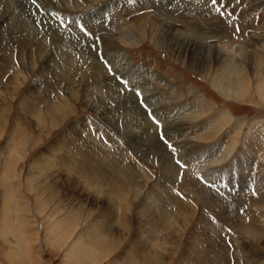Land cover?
<instances>
[{
	"label": "rangeland",
	"instance_id": "1",
	"mask_svg": "<svg viewBox=\"0 0 264 264\" xmlns=\"http://www.w3.org/2000/svg\"><path fill=\"white\" fill-rule=\"evenodd\" d=\"M26 1L39 36L0 27V264H264V0ZM166 21L225 37L229 66L206 75L165 51ZM55 33L134 95L155 138Z\"/></svg>",
	"mask_w": 264,
	"mask_h": 264
},
{
	"label": "bare ground",
	"instance_id": "2",
	"mask_svg": "<svg viewBox=\"0 0 264 264\" xmlns=\"http://www.w3.org/2000/svg\"><path fill=\"white\" fill-rule=\"evenodd\" d=\"M2 1V0H1ZM0 1V3H3V1L1 2ZM42 1V0H41ZM45 1V3H50V4H52V2L50 1V0H44ZM92 1H95L96 3H97V1L96 0H92ZM169 3H170V7L171 8H175L176 6H178L177 4H178V2L180 1V0H167ZM166 1V2H167ZM16 1H14V3H15ZM87 2H89V1H87ZM105 2V1H104ZM139 3V2H138ZM100 4V3H99ZM146 4V3H145ZM1 5L2 4H0V7H1ZM14 5V4H13ZM19 5V6H18ZM160 6V5H159ZM19 7H20V11H22L21 12V14L20 15H15V12H16V10L17 9H19ZM189 7V6H188ZM14 8H16V9H13V7L9 4V6H7V8H6V11H5V14H4V19L1 17L0 18V27L1 26H5L6 27V25H11L13 28H17V29H20L19 30V32H17V33H19L18 34V37L19 38H21V37H23L24 38V36L25 35H27L29 38H32V37H34L35 38V36L37 37V36H39V33H37L36 32V34H32V32L33 31H35L34 30V26L32 27V23H29V12L27 11V1L26 0H20L18 3L16 2V7H14ZM189 9V8H188ZM27 16V19L26 20H28V21H24V19H22L21 21H19L18 20V17L19 18H23L22 16H24L25 17V15ZM17 17V20L16 19H14V17ZM96 17V16H95ZM94 17V18H95ZM97 18H98V16H97ZM100 18V17H99ZM102 18V17H101ZM178 19V18H177ZM99 20V19H98ZM99 21H101V20H99ZM98 21V22H99ZM169 21V20H168ZM168 21H166L167 22V24H166V30L164 29V31L162 32V34L160 35H158L159 36V38H158V40H157V42L160 44H158L157 43V45L158 46H161V48H163L165 51H168V53H170V54H174V55H177L179 58H186L187 56H190V66L191 67H193V68H195L194 70L195 71H197V72H199V73H204V74H208L209 72H210V70H211V68L213 67V66H215V67H217V68H225V67H227V66H229L228 64H230L231 63V57L229 56V54H227L226 52L225 53H223V52H221V49L220 50H217V47H213V43H224V41H225V37L223 38V37H221L220 39H219V37H218V39H216L215 40V38H202V37H199V35L197 36V35H195V34H193L195 31L193 30V29H191V33H187V32H183V30H181V29H184V30H187V29H189L190 30V28H189V26H181V25H179L176 21H175V23H172V22H170V23H168ZM181 21H183V20H181ZM26 24H25V23ZM97 22V21H96ZM97 22V23H98ZM174 22V21H173ZM91 23H92V20H91ZM177 23V24H176ZM182 22H180V24H181ZM88 24H90V23H88ZM162 24V23H161ZM164 24V25H165ZM190 24V23H189ZM89 26H91V28H93V29H97L98 30V32H100L101 33V31H103L104 32V29H102V30H100V28H102V26L100 25V26H98V27H96V26H94V25H89ZM8 27V26H7ZM15 28V29H16ZM14 29V31H17V30H15ZM51 30V29H50ZM62 30V29H61ZM78 30V29H77ZM96 30V31H97ZM162 30V29H161ZM220 30V29H219ZM39 31V30H38ZM55 31V30H54ZM137 31V35L138 36H141L142 35V31H140L139 29L138 30H136ZM194 31V32H193ZM56 32V31H55ZM126 32V31H125ZM62 33V32H61ZM131 33V32H130ZM56 34V33H55ZM101 34H104V38H106V40H107V42H110V43H114V44H117V45H122V44H124V42L122 41V40H120V39H116V38H111V34H110V32H109V34H108V32H106V33H101ZM141 34V35H140ZM23 35V36H22ZM130 35V34H129ZM224 35V34H223ZM70 37H68L67 35H65V34H59V35H57L56 34V37L54 38V43L56 44V45H58L60 48H62V49H64L65 47L68 49L67 51H70V48H73V50L75 51V52H78V54H81L82 53V55L84 56L85 55V53H88L89 55H88V57L86 56V57H83L85 60H86V58L88 59V60H92V64H90V63H88V64H90V66L92 65V67H90V69L93 71V77L95 78V80L94 81H97L98 83H100V84H104V86L105 87H110V94H111V97H116V98H118L119 99V101H122V103H121V105H122V107L123 108H128V111H129V109H131V111L133 112L132 114H135V116L136 117H134V116H132V118H133V120H136V125H135V127H133V128H136L137 130H139V134H141V136H140V138H145V137H147L148 139L149 138H155V134H156V132H154V130H155V128L153 129V125L151 124V126H152V128H151V126H150V122H146V120H145V118H144V116L145 115H143L142 114V112H141V110L139 109V105H137V102L135 101V97H134V95L133 94H131V93H129V94H126V95H124V97H123V94H122V91L117 87V88H115V84H114V82H116L114 79H112L108 74H107V71H105L104 69H103V67L102 66H100V64L98 63V61H97V59H96V56L90 51V49H88V50H85V49H80V46H78V42L76 43L75 42V40H73V36L71 37V35H69ZM103 35H101V37H102ZM137 36V37H138ZM156 38V39H157ZM38 39V38H37ZM74 39H76V38H74ZM129 39V38H128ZM213 39V40H212ZM33 41V40H32ZM127 41V40H126ZM153 41H155V40H153ZM80 43V42H79ZM83 43V42H82ZM131 43V42H130ZM232 44V43H231ZM31 45V44H30ZM57 46V47H58ZM123 46V45H122ZM59 47H58V49H59ZM241 47V46H240ZM82 48V47H81ZM242 50V49H241ZM59 51V50H58ZM117 51V50H116ZM71 52V51H70ZM73 52V51H72ZM66 53V52H65ZM216 53V57H215V59H212V55H214ZM242 53L244 54V56H246L247 58H249V60H255V58H256V56H255V54L254 53H252L251 51L249 52V51H247V50H243L242 51ZM57 53H55V55H56ZM76 56V55H75ZM58 58V60L57 61H59V63L60 62H65V63H67L68 65H72L70 62H72L71 60L72 59H70L71 58V56L68 54H63V53H60V52H58V56H57ZM65 57V58H64ZM81 57V56H80ZM233 57V56H232ZM245 57V58H246ZM118 59V61H120V62H123V59H121V55L120 56H118V57H116V60ZM51 59H49V61H50ZM53 61V63L55 64V62H54V59H52ZM56 61V63H58ZM125 62V61H124ZM47 63V62H46ZM131 63V62H130ZM47 65H48V68L47 69H50L49 68V64L47 63ZM59 66H60V64H58ZM64 65V64H63ZM227 65V66H226ZM55 66H57V64H55ZM231 66V65H230ZM50 67H51V65H50ZM60 67H62V66H60ZM63 67H65L66 68V66H63ZM68 67V66H67ZM44 68V67H43ZM58 68V67H57ZM72 68H74V67H72ZM59 69V68H58ZM57 69V70H58ZM67 69V68H66ZM66 69H64V70H66ZM231 69V68H230ZM56 69H54V71H55ZM71 70V66H69V71ZM76 70V69H75ZM78 70V69H77ZM47 71V70H46ZM54 71H52V72H54ZM49 72V71H48ZM51 72V71H50ZM230 72V71H229ZM55 74V73H54ZM63 74H64V72H63ZM69 74V73H68ZM72 74H77V72H75V73H72ZM70 75H71V73H70ZM61 76V75H60ZM65 76V74L63 75V77ZM74 76V75H73ZM66 77V76H65ZM156 77V76H155ZM67 78V77H66ZM58 79V78H57ZM63 79H65V78H63ZM73 79V78H72ZM45 80V79H44ZM66 80V79H65ZM245 80V79H244ZM242 78L239 80V85H241V87H244V83H245V81H244ZM67 81H68V79H67ZM117 83V82H116ZM69 84H70V82H69ZM238 85V86H239ZM92 86V85H91ZM227 86H228V84H227ZM231 86H233V85H231ZM231 86H230V84H229V88L231 89ZM237 87V86H236ZM94 88V87H93ZM220 87H218V90H219V93H221V94H223V96H230V95H237L236 93L235 94H233V93H229V91L228 90H223V88L224 87H222V88H220ZM104 91V90H103ZM223 91H227V92H223ZM91 92V91H90ZM133 92V91H132ZM151 94H154L153 93V91L151 92ZM155 95V94H154ZM36 96V95H35ZM239 96V95H238ZM237 97V96H236ZM123 98V99H122ZM27 99V98H26ZM145 99V98H144ZM36 100V99H35ZM157 100V99H156ZM30 101V100H29ZM155 101V100H154ZM153 101V102H154ZM159 101V100H158ZM157 105V107L159 108V107H161V103H156ZM103 105V111H106L107 109H108V107L103 103L102 104ZM128 105H131L132 107L131 108H129V106ZM185 107H187V105H184ZM167 107V106H166ZM182 107V106H181ZM184 107V108H185ZM134 109V110H133ZM47 110V109H46ZM125 112V111H124ZM182 112V111H181ZM185 113V112H184ZM229 118V117H228ZM181 119V118H180ZM177 120V119H176ZM185 120V119H184ZM177 121H179V118H178V120ZM188 121V120H187ZM142 122H146V124L145 123H142ZM139 125H142V126H139ZM184 125V124H183ZM177 126V125H176ZM144 127V128H143ZM218 128V127H217ZM76 129V128H75ZM207 129H209V127H204V128H202V129H200V131L202 132V133H204V135L205 134H207L206 135V137H205V139H211L210 137H214L215 136V134L217 133V129H214V130H211V131H207ZM219 129V128H218ZM81 136V135H80ZM83 136V135H82ZM172 137V136H171ZM177 137H175L174 139H176ZM158 138H156V140H157ZM179 141H183V139L181 138V136H180V138L178 137L177 138ZM182 139V140H181ZM158 141V140H157ZM173 141V140H172ZM154 144H156V143H154ZM182 144V143H181ZM166 159V158H165ZM166 161V160H165ZM174 164V163H173ZM164 167H165V169L167 168L168 170H169V168H172L173 167V169L172 170H174V166L170 163V162H164ZM163 168V167H162ZM167 170V171H168ZM176 170V169H175ZM179 171V170H178ZM165 172V171H164ZM169 174V173H168ZM245 186V185H244ZM208 194V193H207ZM206 197V196H205ZM87 253L86 252H82V255H86Z\"/></svg>",
	"mask_w": 264,
	"mask_h": 264
}]
</instances>
